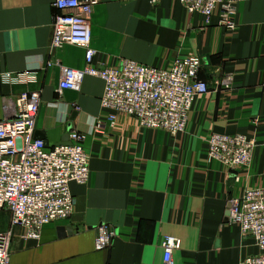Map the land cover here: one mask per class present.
<instances>
[{
  "label": "crops",
  "instance_id": "obj_1",
  "mask_svg": "<svg viewBox=\"0 0 264 264\" xmlns=\"http://www.w3.org/2000/svg\"><path fill=\"white\" fill-rule=\"evenodd\" d=\"M53 4L0 0V74L36 76L15 85L0 78V121L6 103L39 91L35 135L55 147L69 143L72 130L84 134L91 174L87 184L70 186L72 217L46 227L39 241L12 229L10 264H164L167 236L181 242L173 264H240L257 255L253 238L227 218L232 198L264 188V0L236 1L235 30L220 24L219 13L210 24L188 14L180 0H101L96 7L98 64L116 67L126 60L165 69L178 59L202 60L199 77L210 90L196 100L186 131L176 137L123 113L111 124L101 109L105 85L99 78L87 77L80 91L58 93L63 68L82 69L85 50L52 49ZM227 77L232 82L224 88ZM212 134L254 140L252 166L230 170L210 160ZM11 220L4 210L0 233L12 228ZM102 224L117 234L107 250L95 246ZM60 228L66 236H59Z\"/></svg>",
  "mask_w": 264,
  "mask_h": 264
},
{
  "label": "built area",
  "instance_id": "obj_2",
  "mask_svg": "<svg viewBox=\"0 0 264 264\" xmlns=\"http://www.w3.org/2000/svg\"><path fill=\"white\" fill-rule=\"evenodd\" d=\"M237 0H180L190 15L200 14L208 24L218 13L220 24L236 29ZM101 0H54L58 10L53 24L52 49L78 46L85 50L82 69L63 68L58 93L80 91L87 77L104 82L101 109L113 124L117 113L136 119L150 130H163L176 137L186 131L189 114L198 98L208 94L209 84L200 79L199 57L178 59L169 68H158L133 61L106 67L95 61L92 47V15ZM48 62L47 67L56 66ZM43 68V67H42ZM4 84L35 82L32 72L0 74ZM231 78L222 85L229 88ZM41 93L22 92L14 103L4 105L0 121V211L11 213V232L0 233V264H10L12 229L24 230L28 240H40L46 227L67 220L75 211L72 183L85 185L90 179V157L85 151V135L72 130L69 143L48 147L36 139ZM78 111V108H76ZM98 125H101L99 122ZM256 144L242 134H212L207 154L230 170L252 166ZM228 223L250 236L259 249L240 264H264V188H251L229 201ZM117 236L107 224L97 227L95 246L107 250ZM179 239L167 236L162 244L164 264H173V253L180 249Z\"/></svg>",
  "mask_w": 264,
  "mask_h": 264
},
{
  "label": "water",
  "instance_id": "obj_3",
  "mask_svg": "<svg viewBox=\"0 0 264 264\" xmlns=\"http://www.w3.org/2000/svg\"><path fill=\"white\" fill-rule=\"evenodd\" d=\"M36 139H40V137L36 136ZM58 232L60 237H64L67 235V230L65 228H60Z\"/></svg>",
  "mask_w": 264,
  "mask_h": 264
},
{
  "label": "rangeland",
  "instance_id": "obj_4",
  "mask_svg": "<svg viewBox=\"0 0 264 264\" xmlns=\"http://www.w3.org/2000/svg\"><path fill=\"white\" fill-rule=\"evenodd\" d=\"M6 211V210H5ZM3 213H4V211L3 210H1L0 211V215L2 216L3 215ZM6 232H11V229H8ZM3 233H5V232H3ZM13 233V232H12Z\"/></svg>",
  "mask_w": 264,
  "mask_h": 264
}]
</instances>
